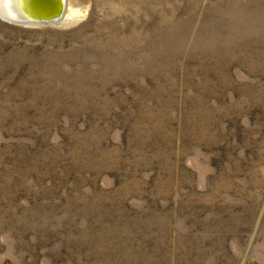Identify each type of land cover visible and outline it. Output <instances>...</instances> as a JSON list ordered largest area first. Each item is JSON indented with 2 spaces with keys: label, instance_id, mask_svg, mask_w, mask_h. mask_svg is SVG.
<instances>
[{
  "label": "rangeland",
  "instance_id": "obj_1",
  "mask_svg": "<svg viewBox=\"0 0 264 264\" xmlns=\"http://www.w3.org/2000/svg\"><path fill=\"white\" fill-rule=\"evenodd\" d=\"M64 12L0 17V264H264V0Z\"/></svg>",
  "mask_w": 264,
  "mask_h": 264
},
{
  "label": "bare ground",
  "instance_id": "obj_2",
  "mask_svg": "<svg viewBox=\"0 0 264 264\" xmlns=\"http://www.w3.org/2000/svg\"><path fill=\"white\" fill-rule=\"evenodd\" d=\"M41 3V4H40ZM53 0H0V17L1 18H27L34 17L35 15H40L41 13L51 11V5ZM63 11L61 17H58L55 21L51 23H56L61 21L64 16L65 3L63 0ZM56 4V0H55ZM74 10L67 12V17L71 20L74 19ZM70 20V21H71ZM34 24V23H31ZM62 24H68L62 22Z\"/></svg>",
  "mask_w": 264,
  "mask_h": 264
},
{
  "label": "water",
  "instance_id": "obj_3",
  "mask_svg": "<svg viewBox=\"0 0 264 264\" xmlns=\"http://www.w3.org/2000/svg\"><path fill=\"white\" fill-rule=\"evenodd\" d=\"M41 4V3H40ZM63 0H53L51 5V11L41 13L40 15H35L34 17H27V18H3L6 21L20 24V25H38V24H45L51 23L55 21L58 17H61L63 11ZM34 23V24H31Z\"/></svg>",
  "mask_w": 264,
  "mask_h": 264
}]
</instances>
